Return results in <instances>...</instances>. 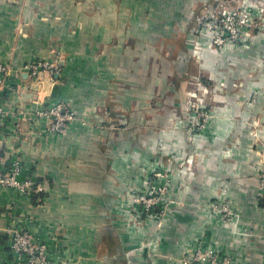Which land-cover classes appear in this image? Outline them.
<instances>
[{
	"label": "crops",
	"instance_id": "crops-1",
	"mask_svg": "<svg viewBox=\"0 0 264 264\" xmlns=\"http://www.w3.org/2000/svg\"><path fill=\"white\" fill-rule=\"evenodd\" d=\"M205 1L0 0V60L21 72L0 90V173L19 163L20 179L36 180L32 190L0 182V264H19L7 234L11 227L38 235L55 264H146L132 249L138 235L121 224L130 220L131 207L115 198L113 178L119 173L130 184L132 170L152 168L147 149L158 138L147 124L157 95L167 100L173 93L182 101L175 129L159 135L166 158L161 168L169 166V157L182 159L195 150L183 99L186 79L196 71L188 54L190 32ZM57 57L64 70L41 89L24 65ZM186 61L189 70L182 72ZM242 62L239 71L246 73ZM240 91L247 94L248 86ZM229 96L236 129L227 137L217 129L222 120H211L199 138L207 153L201 156L205 167L198 168L218 167V148L230 143L224 158L234 156L238 165L229 162V168H242L235 195L242 213L239 224L224 229L225 250L236 255V264H264V163L257 161L254 174L248 161L253 154L259 160L262 145L257 148L243 117L250 107L246 97L236 102ZM36 99L45 106L61 99L71 104L77 118L66 133L49 130V120L36 114ZM171 111L164 109L162 124L172 125Z\"/></svg>",
	"mask_w": 264,
	"mask_h": 264
},
{
	"label": "rangeland",
	"instance_id": "rangeland-1",
	"mask_svg": "<svg viewBox=\"0 0 264 264\" xmlns=\"http://www.w3.org/2000/svg\"><path fill=\"white\" fill-rule=\"evenodd\" d=\"M198 12L202 14L190 32L188 52L196 71L186 79L183 99L188 106L186 126L192 134L195 150L182 159L169 157V166L161 168L166 158L162 157L159 135L168 127L175 129L174 119L182 113V108L181 99L177 100L173 93L167 100L157 95L153 98L151 123L147 124L148 130L158 138L152 149H147L152 168L132 170L130 184L123 181L119 173L113 178L118 187L115 198L131 207L130 220H120L121 224L138 235L133 239L132 249L146 264L237 262L236 255L225 250L224 229L239 224L242 205L235 195L239 194L242 168H229V162L238 165L234 156L230 155L231 160L224 158L231 152L230 143H222L218 148L221 154L218 167L198 168L205 167L202 157L207 153L204 151L207 142L199 138L208 134L211 120H222L223 124L217 129L220 134L229 133L227 137L236 129L234 123L238 115L230 111V93L234 94L236 102L241 95L246 97L250 107L247 112L244 110L243 117H246L257 148L262 145L257 149L259 160L256 154L248 157L250 165L255 167L249 170L254 173L257 161L264 163V0H206ZM211 22L221 24V28H214L216 32L220 29L221 43L211 40ZM232 33L237 37H232ZM241 62L246 73L239 71ZM187 63L182 72L189 70ZM61 67L63 72L62 62ZM222 82H226L225 87ZM241 86H248L247 94L240 93ZM166 107L173 110L169 116L170 126L162 124L161 120ZM232 142L236 141L232 139ZM139 144L144 143L140 141ZM262 173L260 188L264 191ZM250 176L254 177L252 173ZM256 202V195L248 201L251 211ZM179 231L184 234L177 233Z\"/></svg>",
	"mask_w": 264,
	"mask_h": 264
},
{
	"label": "built area",
	"instance_id": "built-area-1",
	"mask_svg": "<svg viewBox=\"0 0 264 264\" xmlns=\"http://www.w3.org/2000/svg\"><path fill=\"white\" fill-rule=\"evenodd\" d=\"M220 27L219 22H211L209 30L211 31L212 42L221 43L222 36H218L219 30L216 32L214 28ZM225 27L224 29H226ZM220 37V38H219ZM232 37L236 38V34L232 33ZM25 72L37 83L41 84L44 89V81L48 78L54 80L55 75L62 73L61 61L56 59H32L25 65ZM20 75V70L0 60V90L7 86V80L11 74ZM213 76L209 77L210 79ZM202 80V78H201ZM222 86H226V82H222ZM221 86V89L224 87ZM220 88V87H219ZM34 102L39 106L36 109L37 116L45 117L49 120V130L51 132L66 133L72 123L77 118L76 112L71 108V104L66 100H58L51 105L45 106L41 100L36 99ZM0 155V165L2 162ZM20 164L15 163L8 171L0 173V182L5 186H14L22 190H32L36 185V180L31 177L21 180ZM10 238L11 252L14 259L19 264H55L54 257L50 252L47 244L34 232L28 229L11 227L7 230Z\"/></svg>",
	"mask_w": 264,
	"mask_h": 264
}]
</instances>
